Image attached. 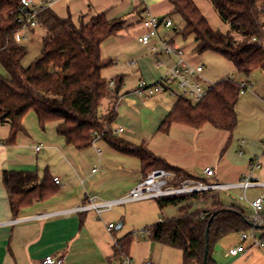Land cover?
Masks as SVG:
<instances>
[{
  "label": "trees",
  "instance_id": "16d2710c",
  "mask_svg": "<svg viewBox=\"0 0 264 264\" xmlns=\"http://www.w3.org/2000/svg\"><path fill=\"white\" fill-rule=\"evenodd\" d=\"M210 1L230 30L213 29L194 0H171V15L179 14L184 21L179 33L185 39L193 36L198 52L214 51L224 56L241 75L264 72V0ZM21 14V0H0V64L6 72V75L0 73V123L11 127L7 144L16 142L18 133L24 130L25 116L34 111L42 128L56 122L57 133L77 149L91 147L101 137L113 149L136 156L144 178L154 170L163 169L174 174L175 185L185 179L198 180L147 148L134 147L110 129L117 115L123 78L115 79L114 88L109 86L103 70L112 61L102 58L101 44L127 28L124 19H109L104 12L77 25L71 17L62 18L50 8L46 9L38 16L40 26L46 31L43 48L37 58L24 67L22 60L28 49L16 40V35L23 30L19 21ZM242 91L239 81L228 78L214 83L199 102L178 98L159 131L169 133L173 124L197 129L211 124L227 131L231 139L238 124L236 106ZM104 99H109L112 106L99 115L98 107ZM3 183L14 217L33 203L53 197L59 186L47 171L42 178L33 171H5ZM198 197L199 194H192L156 199L162 208L179 206L180 216L153 224L149 228L150 237L180 249L183 264H202L205 232L213 217L207 264H215L211 257L215 242L253 227L242 207L225 205L216 196L199 204ZM131 243L129 234L117 241L116 252L127 253Z\"/></svg>",
  "mask_w": 264,
  "mask_h": 264
},
{
  "label": "crops",
  "instance_id": "0c3cea01",
  "mask_svg": "<svg viewBox=\"0 0 264 264\" xmlns=\"http://www.w3.org/2000/svg\"><path fill=\"white\" fill-rule=\"evenodd\" d=\"M42 1H51L50 9L54 12L53 8L64 2L66 16L56 13L62 18L71 17L73 19V16L77 15L79 20L84 22L85 19L90 20L93 16L105 12L109 19H124L127 27L130 19H134L141 26V18L146 10L158 17H170L171 14L166 13L168 10H171L172 13L173 10L171 0H41L40 2ZM194 1L199 7V1ZM162 4L167 7L164 12L158 10V6ZM38 27H41L40 24L36 27L23 29L20 32L21 40L19 43L28 49L27 44L31 41L30 36L35 33ZM174 31H177V29H174ZM42 48L43 45H41L37 56L41 53ZM24 59L22 65L24 67L29 66ZM0 66V69H2L0 73L6 75L1 64ZM114 66L118 67L119 70L113 79L123 78V91L128 77L132 76L123 68H128L130 63L122 67H119L116 63ZM146 68L139 67L137 72H133L135 75L138 74L135 83L132 88L122 94L129 93L137 98L132 96L129 99L126 98L122 103H126L130 112L135 108L139 112L141 109L137 106H141L142 109H147L150 114L164 120L176 101H171L162 94L140 97L134 93V88L138 82L145 79L144 75L148 73ZM149 73L150 77L154 78L150 70ZM246 79L250 86L243 91L244 93L251 91L254 86L248 78ZM154 81H157V79H154ZM120 99L119 96L118 103ZM109 103L111 104L110 100ZM261 118L263 120L259 123L255 121L254 126L256 129L252 132L264 133V116ZM43 129L45 130L46 126ZM10 130L11 127L8 123H0V264H40L48 255L61 256L64 264H121L126 257L132 259V264H147L149 261L155 264H183V252L180 249L154 241L151 239L149 232L144 234L135 232L136 226L145 227L143 229L145 230L159 221L179 217V206L168 205L162 208L156 199V204L149 206V208L137 205L140 209L134 215H137L138 223H134L133 220L135 219H132L134 215L127 212L126 208L123 207L124 204L117 206L116 210H113V208L105 210L100 215L94 210L74 211L75 208L88 204L91 200H114L128 194L144 179L141 173V164L135 178L131 173L123 172L121 174L123 185L121 184L119 187L114 184L110 185L107 183L109 177L108 165L104 161L100 147H94L99 143H106L101 137L96 139L93 147L77 149L68 145L65 138L58 133L60 138L57 142L59 143H45L47 141L46 133L37 134L36 130H29L27 124H24V130L18 133L16 142L9 145L6 140L10 135ZM263 145L264 139L251 140L250 142H247L244 138L237 139L236 149H241L239 154L246 156L248 168L241 171L233 183H237L248 176L264 181ZM38 146L40 147L39 150H37ZM40 155L42 157L41 161L47 165L46 171L49 172L52 179L55 177L60 179L58 191L53 197L45 201L35 202L24 208L17 217H14L9 195L3 183V173L5 171L34 172L35 169L33 168L36 167V173H39L38 175L42 178ZM50 155L57 159L55 166L50 164ZM254 158H260L262 167L252 171L250 164ZM87 161L94 163V165L99 164V167H94L98 168V171L93 172L94 168H92L91 173H87ZM169 164L184 169V167L176 164ZM184 170L186 171V169ZM252 189L256 190V197L264 193L263 188ZM252 189L247 190V192ZM241 193V190L236 193L234 200L230 202L218 198L225 205L242 207L250 216L249 204L246 202L247 206L244 205L245 201L241 199L243 194ZM168 207H172L169 212L172 217L165 215L167 209H169ZM149 218L153 219L147 221ZM110 224L115 225L112 230L108 229ZM119 225L121 226L118 227ZM242 233L228 234L214 243L211 257L215 264H264V248L254 246V238L251 237L252 234L256 238L264 237V226L260 228L253 227V229L247 231L249 238L244 242H242ZM129 234L132 235V243L128 252L117 253V241ZM240 244L244 245L245 252L237 256H230L229 250Z\"/></svg>",
  "mask_w": 264,
  "mask_h": 264
},
{
  "label": "rangeland",
  "instance_id": "374dc122",
  "mask_svg": "<svg viewBox=\"0 0 264 264\" xmlns=\"http://www.w3.org/2000/svg\"><path fill=\"white\" fill-rule=\"evenodd\" d=\"M35 4L40 3L41 0H32ZM201 12L206 16L210 25L215 30L226 32L230 30V26L224 21L220 13L216 11L210 0H198ZM64 2L58 4L53 9L55 13L66 16V8L63 6ZM166 5L162 4L158 6V10L166 11ZM169 11V10H168ZM166 14H172L170 11ZM169 17V16H168ZM173 20L174 27L170 31L163 30L162 36H166L169 40H174V46L182 49L185 52L186 58L195 65H203L204 73L203 76L206 78L209 84H214L224 79H235L240 81L243 78H248L253 83V89L247 93H241L238 101V113H239V124L234 130L233 136L230 139L227 131L217 129L211 124H205L202 128H194L185 126L182 124H173L169 133L159 132V127L163 121V118L152 115L147 109H142L141 106H137L141 110L138 112L136 108L130 112L129 107L122 101L126 98H130L133 95L125 94L126 90L132 88L137 75L133 72H137L139 67H147L145 73V80L149 83H155L165 73L163 67L159 68L155 65L156 57L151 55L150 48L139 42V38L144 34L142 25L136 23L134 19H130L128 27L120 32L118 35L111 36L104 40L101 44V55L102 58L107 61H112V64L103 70V76L108 82L115 80L113 79L118 67L114 64L118 63L119 67L127 66L131 62H135V66L124 67L127 72L132 76L128 77L126 81L125 89L120 90L119 96L120 101L117 105V115L114 121L110 125V129L113 133L120 128L121 132L114 133L119 138H122L131 143L134 147H145L156 156L166 160L171 164L184 167L193 177L198 179L202 183L215 184V183H233L244 169L248 168V161L245 155H240L241 149H236L237 139L244 138L247 142L251 140H263V132H252L256 129L255 121L259 123L264 116V72L254 71L250 76H244L237 72L233 63L227 60L221 54L214 51L198 52L195 49V39L193 36L183 38L179 33L181 28L184 26V21L179 14L170 15ZM72 19V18H71ZM73 22L77 25L80 24V20L77 15L73 16ZM89 19H85L84 23L88 22ZM177 29V32L174 31ZM46 35V31L42 27H38L35 33L30 36L31 41L27 44L28 54L25 56V63L30 65L36 58L41 47L43 37ZM1 68V66H0ZM2 70V69H0ZM150 72L152 77H150ZM157 79V81H154ZM174 88V87H173ZM131 90V89H130ZM164 95L171 101H176L178 98L169 92L158 93ZM136 97V96H133ZM137 98V97H136ZM112 104L109 103L108 99H104L98 107V114H105ZM23 124H27L29 130H36L37 134H45L47 141L45 143L57 144L58 137L56 130V122H51L46 125L44 130L39 123L38 117L34 111H30L24 118ZM32 135V134H31ZM61 136V135H60ZM254 138V139H253ZM108 144V143H107ZM106 143H99L94 145L100 147L104 161L108 165L109 177L108 182L110 185L115 186L123 185L121 181V174L123 172L131 173L135 178L137 171L140 169V160L136 156L124 154L119 152L107 145ZM93 147V146H92ZM96 152V151H95ZM44 154V153H43ZM41 154V155H43ZM97 154V153H96ZM39 156L42 177L46 171L47 165L41 161L42 157ZM51 165L56 164L57 159L50 155ZM87 173H91L92 168L99 167V164H95L87 161ZM212 168L214 170V177H207L204 173L205 168ZM34 172H37L36 167ZM100 171V169H99ZM39 174V173H38ZM240 190L234 191H220L208 192L199 195L197 202L203 203L204 200L210 198V196L220 197L222 201L230 202L234 200L235 194L239 193ZM256 190H250L247 192L248 200L251 202L256 198ZM242 194V193H241ZM156 204L155 199L141 201L138 203L124 204L127 212H131L133 215L139 206L148 207ZM139 205V206H137ZM247 206V203H244ZM120 206V205H118ZM118 207L115 206L113 210ZM165 215L169 214L172 207H168ZM159 211V210H158ZM172 217V216H171ZM134 223H138L137 215L132 217ZM153 218H149L150 221ZM136 233L143 230L145 227L136 226ZM141 227V228H138ZM134 232V231H133Z\"/></svg>",
  "mask_w": 264,
  "mask_h": 264
},
{
  "label": "built area",
  "instance_id": "2783aa9c",
  "mask_svg": "<svg viewBox=\"0 0 264 264\" xmlns=\"http://www.w3.org/2000/svg\"><path fill=\"white\" fill-rule=\"evenodd\" d=\"M52 5L51 1H42L35 4L32 0H21L22 14L19 21L23 24V29L28 27H36L39 24L38 16L40 13L49 9ZM141 24L144 34L139 38V42L150 48L151 55L156 57L155 65L159 68L163 67L165 73L155 83H149L145 79H141L134 93L140 97H151L158 93L169 92L177 98H184L193 102L201 101L211 90L213 84H209L203 76L204 66L195 65L186 58L182 49L174 46V40L167 39L162 36V31H170L174 27V22L170 17H158L146 10L141 18ZM176 32V31H175ZM16 40H21L20 32L16 35ZM257 41L256 39H253ZM135 62H131V66H135ZM243 91L246 90L250 83L246 78L239 81ZM109 86L114 88L115 80L109 82ZM174 87V88H173ZM122 128L114 133L121 132ZM264 151V145H263ZM40 147H37L39 150ZM262 163L260 158H254L250 164L252 171L260 169ZM98 168H94L93 172H97ZM207 177H214L215 173L212 168H205ZM175 176L172 172L157 169L152 171L145 177L136 187H134L125 196L107 201L91 200L88 204H84L74 209L76 212H85L89 210L96 211L99 215L105 210H111L115 206L139 202L149 199H161L180 195L203 194L208 192H220L229 190H241V199L249 204L251 213L249 220L255 226H264V193L257 196L251 202L246 195L247 190L252 188H263L264 181H260L252 176H248L237 183H202L199 180L185 179L179 185L174 184ZM55 183L59 184L60 179L55 177ZM114 224H110L108 229L112 230ZM149 229L139 231L140 234L148 233ZM150 233V232H149ZM242 242L249 238V234L244 232L241 234ZM254 246L264 248V237L256 238L254 234ZM245 252L243 244L235 246L229 250L230 256H237ZM40 264H64L61 256L48 255ZM121 264H132V259L126 257ZM147 264H155L147 262Z\"/></svg>",
  "mask_w": 264,
  "mask_h": 264
},
{
  "label": "water",
  "instance_id": "95a60500",
  "mask_svg": "<svg viewBox=\"0 0 264 264\" xmlns=\"http://www.w3.org/2000/svg\"><path fill=\"white\" fill-rule=\"evenodd\" d=\"M212 221H213V217H211L209 224L207 226L206 232H205V251H204V258H203L202 264H207V262H208V256L210 253V228H211ZM249 224L255 228L261 227V226H255L250 220H249ZM120 226L121 225H119L118 227H120Z\"/></svg>",
  "mask_w": 264,
  "mask_h": 264
}]
</instances>
